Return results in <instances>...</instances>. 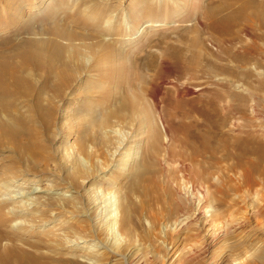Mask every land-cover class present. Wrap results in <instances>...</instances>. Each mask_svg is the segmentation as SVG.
<instances>
[{
	"label": "rangeland",
	"instance_id": "374dc122",
	"mask_svg": "<svg viewBox=\"0 0 264 264\" xmlns=\"http://www.w3.org/2000/svg\"><path fill=\"white\" fill-rule=\"evenodd\" d=\"M36 1L0 0V38H7L0 51L36 41L47 59L57 44L61 61L70 64L69 81L58 96L51 93L58 82L48 81L46 70L30 62L23 73L33 90L27 99L41 103L36 117L47 120L35 123L33 152L10 141L0 147V254L23 252L42 264H264V157L238 144L249 140L264 150V41L255 36L264 29L257 7L249 8L254 21L235 40L212 26L208 12L218 0H43L35 7ZM256 1L264 15V0ZM95 12L97 20L83 18ZM238 54L248 60L238 61ZM18 99L15 109L29 111V100ZM122 99L135 101L138 111L112 117ZM107 114L106 128L91 127ZM193 129L214 135L217 167L184 172L167 161V148L193 152ZM153 143L160 149L154 172L162 199L128 196L132 212L123 227L122 197L135 177L130 160ZM25 176L36 181L32 189L47 192L11 201ZM198 205L220 213L212 228L196 219ZM100 207L112 210L109 220L99 218ZM82 240L92 254L102 248L100 254L75 256L69 247Z\"/></svg>",
	"mask_w": 264,
	"mask_h": 264
},
{
	"label": "bare ground",
	"instance_id": "6f19581e",
	"mask_svg": "<svg viewBox=\"0 0 264 264\" xmlns=\"http://www.w3.org/2000/svg\"><path fill=\"white\" fill-rule=\"evenodd\" d=\"M254 1H256V0H254ZM254 1L253 0H221L219 2V0H218L219 4H217L214 7L211 6L213 8L210 9V12H208L210 21H212V26L215 29V31L216 32L218 31L219 33H222L223 35H225V37L226 36L233 37V39H235V40L236 39H240V36H242L241 34L243 32L247 31L246 25H248L251 21H254L253 18L251 20L252 16L248 13L249 12V8L253 9L252 7L255 6V7H257V9L256 8L255 9L258 12L261 11V10H259V9H261V7L257 6ZM43 2H44L43 0H39V1H36L34 3V5L36 4L35 7H37L38 4L42 5ZM44 3H46V2H44ZM180 4H182L181 0H180ZM203 10L208 11L209 9L208 10L203 9ZM253 12H256V11H253ZM258 12H256L257 14H255V17L259 20V26L264 29V15L262 13H260V12L258 13ZM263 12H264V10H263ZM96 13L97 12L92 13V14L86 16V17H83V18H85L88 21H95V20H97L99 18V14H96ZM149 24H151V23L147 22L144 25V27H149L150 26ZM261 28H259V29H261ZM60 33H61V35H63L64 37H67V38L72 36V35H74V34H70L69 32L68 33L65 32L64 34H62V32H60ZM246 35H247V33H246ZM255 36H257L258 39L264 41V36H262V35H255ZM2 38L3 37L0 38V43L3 42L4 40H7L6 37L3 38V39ZM221 38H223V37H221ZM222 43L223 42H221L220 45H222ZM42 45L43 44H40L39 42H36V41H32V42L31 41L30 42H26L25 41L22 44H18V46H16V48H14L13 50H2V51H0V147H2L5 144V142L10 141L11 144L16 149L17 148H19L20 150L28 149L29 151L33 152L34 148H35V145H36V141H35V137H34L35 136L34 135L35 123L36 124L39 123V122L43 123V122H45L47 120V119L45 120V118L43 117V118H41L42 120L40 119V121H39L38 117H36L37 113L41 112L40 111L41 103L38 102V103H35L33 105L32 104L33 102H31L33 99L31 101L29 99H27V98H29L31 96L33 90H32V87H30L31 85L29 83H27L28 86L26 85V82H27V81H25L26 75H24L23 73L28 70L29 66H31L30 62H31V64L33 63L32 65H34V67L37 68L38 70H40V69L41 70L42 69L46 70L45 71L46 72V79L48 81L52 78L53 80H56L55 82H58L57 85L53 86V90L52 91H51L52 87L49 88L51 93H53L55 95L59 96V94L62 92L63 85H65L69 81V79H68L69 78L68 77L69 74L68 73L70 71V67H69L70 64L67 65L68 63L64 64V62L61 61V59H62L61 58L62 57V51L58 50L59 46L57 44H55L57 48L54 47L53 50H52V53H51L52 55L49 56L50 58L45 59V57H43L41 54H39L37 52L38 50H41V46ZM13 47H14V45H13ZM123 52H124V50H123ZM173 53H176V52H173ZM182 53H184V52H182ZM15 56H17V61L16 62H8L7 61V59H13ZM241 56H242L241 54L235 55V57L238 59V61H240V60H246L247 61L248 60L247 57H244L245 55L242 56V57ZM120 57H122V56H120ZM251 57H253V54H252ZM123 58L126 59V57H124V56H123ZM176 58H177V55H176ZM184 58H185V56L183 57V59ZM29 59H32L33 62L29 61ZM125 59H122L124 61L123 64L125 62H129L128 60H125ZM183 59L181 60V63L184 66H182V65L181 66H182V68L184 67L186 69V67H187L186 64H184L182 62ZM184 60H186V59H184ZM192 60L195 61L194 59H192ZM192 60H190V61L192 62ZM57 61L59 62V66H58V62ZM258 61H260V60H258ZM258 61H255V63H258ZM188 62H189V60H187V64H188ZM60 64L65 67L66 74H64V73H62L60 71V69H59L60 68ZM152 66H154V60L151 58L148 61H146L145 67L150 69ZM189 66H191V65L189 64L187 68H189ZM259 66H260V64H259ZM29 68H31V67H29ZM208 69H210V68H208ZM226 70L227 69H223V71H226ZM196 92L197 91L193 92V94L196 93ZM61 95H63V93H61ZM220 95H222V94H218V96H220ZM18 98H24L26 100H29L28 101L29 102L28 108H30L29 111H27L26 113L25 112L23 113L19 109H17V108L15 109L16 105H19V99ZM218 100H220V99H217V101ZM131 101L128 100V99L120 100L118 105L117 106L115 105L116 107L114 106L115 109L112 110V113L110 112L112 117L113 116L114 117L115 116L122 117V115H120V111H124L125 109L131 110L132 111V113H131L132 115L135 114L136 111H138L137 110L138 106L135 103V101L134 102H131ZM214 101H213L212 104L214 106H216L215 104L217 102L214 103ZM139 113H140V111H139ZM111 115H108V114H107V116L104 115V118L101 120L100 123L97 120H93L92 124H91V127L92 128L95 127L96 129L97 128H106L108 126L109 118H111ZM171 118H173V115L171 116ZM142 119H143V117H142ZM98 120H100V119L98 118ZM197 125L199 126V124H197ZM197 125L194 124L193 127L195 126L194 128H196ZM218 127H219V125H218ZM186 128L188 130H190L189 129L190 126L189 127L187 126ZM194 131H195V134H194L195 140H194V144L191 145V149L193 150V152L190 153V154L189 153L187 154L184 151L180 153V152H177L175 150H171V148H170V150L167 148L166 149L167 152L165 154V157H166L167 161L168 162L169 161L176 162L177 166H180V169H182V171L187 170L188 168L192 169V168L199 167V165H201V164H206L207 166L212 167V168L217 167V165L220 164L219 163L220 159L216 158V153H215V150H214L213 145H212V143H214L216 141V139L213 138L214 135H212V138H211V136L209 134H207L206 132H204L202 130H194ZM84 133H85V131H84ZM85 134L83 135V137L85 136ZM81 135H82V133H81ZM86 138H88V137H86ZM157 141H159V140H157ZM219 141L222 142V140H220V139H219ZM238 144H239V148H240L241 152H244L245 154H249V153L253 154L254 153V154L258 155V157H262V158L264 157V150L261 147H259L258 145H256L254 142H251L249 140H242L240 142L238 141ZM158 149H159V147H158L157 143H153L147 149H144V150L143 149H139L138 150L139 152H137L134 155H132L133 157L131 158L130 161H131V163H134L133 168L135 169V177H134V180L128 185V187H129L128 192H125L128 195L122 197V205H123L124 209H123V217H122V220H120V221H121V224H122L123 227H125V225L130 220L131 212H132V211L130 212V209H131L130 203L132 202L131 201L132 199L130 200L131 201L130 203L128 202V200L130 199V197L134 196V194L136 192L140 193L142 198L144 197L147 200L149 198H151V199L154 198V200L156 198L158 201H160V199H162L160 197V195L156 192V191H158L156 189V187H158L159 184L156 183V179L155 178L158 179V176L155 177L156 173L154 172L155 161L157 159H159L158 158V156H159L158 153H159L160 149L159 150ZM124 156H125V153H124ZM139 156H141V157H139ZM138 157L141 158L142 160H144V158H147L146 162L145 163H140L139 161L137 162L136 159H139ZM128 161H129V159H128ZM248 171H249V169H248ZM184 172H186V171H184ZM152 174H155L154 177H153ZM21 180H23V182L19 183L16 186L18 191H16V194L14 192L16 197L12 198L11 201H14V200H17L18 198H23V197L24 198H29L31 196H36V194L46 193L47 192V190L45 188L39 189L38 187H36V188L32 189L30 187V185L33 186L34 182H36V181L30 182L29 178H26V176L22 177ZM150 183L152 185H154V188L156 190H154V188H152L150 186L151 185ZM18 192H19V194H18ZM154 193H157V194L155 195ZM151 195L153 197H150ZM128 196H130V197L128 198ZM170 197H171V195H170ZM31 200H35V199H31ZM148 203H149V205H151L149 201H148ZM132 204H133V202H132ZM179 206H181V205H179ZM198 207H200V206L198 205ZM94 208H96V207H94ZM100 208L102 209V211L100 212L101 213V215H99L100 217L99 216L98 217L103 219V220L105 218H107L109 220L108 216L110 215L112 210L109 211V208H107V207H104V208L100 207ZM207 208H208L207 205L206 206L204 205V206L200 207L199 210H198V213L196 212V219H197V217H199V220H200V217L201 218L203 217V220H204L205 224L209 228L210 227L212 228V225L216 222L215 220L219 219V216H221V215H220V213L213 214L214 212L207 211L208 210ZM196 209H198V208H196ZM208 213H210V214L208 215ZM154 214H157V213H154ZM81 216H83V215L81 214ZM193 216H194V214H193ZM151 218H152V216H151ZM1 222H2V219L0 217V224H1ZM200 222H202V221H200ZM209 236H211V235H209ZM79 239H81V237H79ZM83 239H85V237H83ZM208 239H210V238H208ZM87 241H83L82 240V242L81 241L80 242H75V241L72 242L73 244L74 243L75 244L69 247V249L72 248L70 251L71 252H76L75 256H78L79 258L86 259V257H90L92 255V259H93V255L95 253L96 254L97 253L100 254V251L102 250V248H99V250H97V252L92 254L89 251V250H92V249H89L88 246L86 245L89 242V241L88 242ZM213 243H214L213 241L210 242L211 245H213ZM69 244H71V243H69ZM90 247H92V246H90ZM83 248L86 249V250L85 251L82 250ZM104 249L105 248H103V250ZM73 254H72V256H74ZM25 255H24L23 252H17V251L15 253H12V252L11 253H7V254L6 253H2V254H0V264H33L35 262V261H32V259L28 258ZM40 263L41 262H39V261L35 262V264H40Z\"/></svg>",
	"mask_w": 264,
	"mask_h": 264
}]
</instances>
